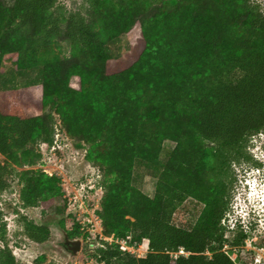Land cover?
<instances>
[{"label":"trees","instance_id":"obj_1","mask_svg":"<svg viewBox=\"0 0 264 264\" xmlns=\"http://www.w3.org/2000/svg\"><path fill=\"white\" fill-rule=\"evenodd\" d=\"M58 1L0 0V78L11 53L21 70L42 68L39 83L0 88V193L33 144L53 145L55 113L102 172L100 214L114 237L97 249L102 264H254L244 250L255 222L224 221L235 166L261 165L249 147L264 131V9L257 0H94L90 16L62 17L53 11ZM125 34L131 49L115 59L107 46ZM166 140L176 144L163 160ZM137 165L157 178L154 196L135 186ZM63 194L62 178L41 171L27 177L24 203L51 206ZM189 198L203 208L180 225ZM50 232L26 229L36 243ZM129 236L148 240L146 255L121 249L116 240ZM256 239L264 246V236ZM0 264H19L9 246Z\"/></svg>","mask_w":264,"mask_h":264},{"label":"rangeland","instance_id":"obj_2","mask_svg":"<svg viewBox=\"0 0 264 264\" xmlns=\"http://www.w3.org/2000/svg\"><path fill=\"white\" fill-rule=\"evenodd\" d=\"M2 1L8 5L14 2ZM93 1L59 0L53 11L62 17L75 11L90 16ZM257 2L264 9V0ZM65 25L66 23L63 24ZM58 44V52L62 57H67L70 54L69 43L61 37ZM107 48L115 59H119L131 49L129 35L125 34L111 41ZM16 61V53L5 56L0 78L2 90L36 84L42 79L41 67L21 70ZM54 116L56 135L53 145L42 141L33 144L30 161L14 166L10 187L0 193V249L9 246L19 264H102L98 259L97 249L104 246L105 242H111V238L104 233L100 214L105 193L102 172L87 160V145L70 137L59 116L55 113ZM175 144L172 140L164 142L161 154L163 160L167 159L169 150ZM249 150L261 165L243 162L235 166L237 182L232 209L224 223L234 228L236 223L246 225L251 220L255 222L253 238L246 243L244 254L250 258L253 252L254 264H264V246L258 247L255 244L257 236H264V131L251 139ZM41 171L59 175L62 178L64 194L56 198L51 206H27L24 203L26 179ZM133 182L146 194L154 196L157 178L147 169L137 165ZM202 208V203L189 198L181 207L176 222L189 226ZM28 224L48 226L51 231L48 239L43 243L33 242L26 235ZM75 227L82 231L79 234L81 236H70L69 232ZM67 234L70 239H82V249L77 254H72L64 247ZM230 235L233 234L228 233ZM148 243V240H144L139 244L128 242L127 245L129 252L144 256L148 252ZM226 249H230V246H226Z\"/></svg>","mask_w":264,"mask_h":264},{"label":"water","instance_id":"obj_3","mask_svg":"<svg viewBox=\"0 0 264 264\" xmlns=\"http://www.w3.org/2000/svg\"><path fill=\"white\" fill-rule=\"evenodd\" d=\"M82 243V239H70L67 234L64 247L72 254H77L82 249Z\"/></svg>","mask_w":264,"mask_h":264},{"label":"built area","instance_id":"obj_4","mask_svg":"<svg viewBox=\"0 0 264 264\" xmlns=\"http://www.w3.org/2000/svg\"><path fill=\"white\" fill-rule=\"evenodd\" d=\"M109 238H111V242L114 240V237H109ZM116 241L120 244L122 250L130 251V248L128 247L127 243L131 242V236H129L127 239H122V240L118 239ZM180 254H185V250L183 248H181L180 251L176 252L174 255L177 257Z\"/></svg>","mask_w":264,"mask_h":264}]
</instances>
